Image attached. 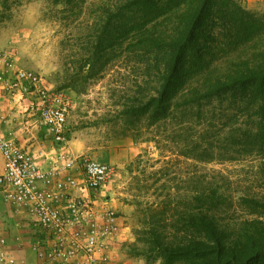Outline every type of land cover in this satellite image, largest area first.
Masks as SVG:
<instances>
[{
  "label": "rangeland",
  "instance_id": "1",
  "mask_svg": "<svg viewBox=\"0 0 264 264\" xmlns=\"http://www.w3.org/2000/svg\"><path fill=\"white\" fill-rule=\"evenodd\" d=\"M120 1L0 0V134L26 146L34 158L51 157L45 168L35 158L42 170L55 165L60 149L110 165L96 201L120 217L116 264H190L164 249L185 246L187 214L206 210L201 199L210 190L227 198L210 211L230 232L246 220H264L263 210L238 200L264 194V144L241 136L256 127L254 119L224 122L216 111L176 107L175 93L165 114L153 115V106L146 105L159 86L153 53L141 46L127 50V41L110 45L101 35L127 23L128 15L114 8ZM211 1L216 10L221 0ZM232 2L264 23V0ZM214 45L211 65L258 56L255 49L249 56L253 45L234 35H219ZM257 46L264 49V31ZM17 69L33 71L44 86L68 97L64 145L51 143L46 125L26 109L30 93L10 88Z\"/></svg>",
  "mask_w": 264,
  "mask_h": 264
},
{
  "label": "trees",
  "instance_id": "2",
  "mask_svg": "<svg viewBox=\"0 0 264 264\" xmlns=\"http://www.w3.org/2000/svg\"><path fill=\"white\" fill-rule=\"evenodd\" d=\"M114 8L116 13L128 15L127 23L121 28L118 25L105 28L101 35L110 45L127 41V50L144 47L159 64L156 69L159 86L156 94L146 101V105L153 106V115H164L166 102L175 93L176 107L195 108L197 113L205 109L216 111L224 122L242 117L254 119L256 127L241 136L249 144H264V49L254 47L264 31L263 22L253 21L232 0H221L216 10L211 0H122ZM214 11L215 22L210 25ZM110 18L108 26L112 25ZM219 35H234L236 40L253 45L247 54L251 56L258 51V56L229 61L225 66L211 65L208 57L213 56ZM197 150L193 146V151ZM226 199L215 190L203 195L201 201L206 210L192 208L187 214L190 238L185 246L164 250L191 260L190 264H264V220H246L230 232L210 211L211 206ZM238 200L242 206L264 211L262 193L243 194ZM196 234L202 238H196Z\"/></svg>",
  "mask_w": 264,
  "mask_h": 264
},
{
  "label": "built area",
  "instance_id": "3",
  "mask_svg": "<svg viewBox=\"0 0 264 264\" xmlns=\"http://www.w3.org/2000/svg\"><path fill=\"white\" fill-rule=\"evenodd\" d=\"M9 86L30 93L26 109L46 125L52 142L67 143L69 99L63 90L47 88L24 69L14 72ZM0 155V197L28 214L35 228L31 248L42 264H116L120 217L96 201L112 172L108 163L60 149L55 165L42 170L29 151L3 134ZM7 244L0 229V264H18Z\"/></svg>",
  "mask_w": 264,
  "mask_h": 264
},
{
  "label": "crops",
  "instance_id": "4",
  "mask_svg": "<svg viewBox=\"0 0 264 264\" xmlns=\"http://www.w3.org/2000/svg\"><path fill=\"white\" fill-rule=\"evenodd\" d=\"M2 128V127H1ZM51 143L55 144L51 141ZM24 149L26 146L19 143ZM56 145V144H55ZM30 152V151H29ZM42 168L47 167L51 157H35ZM3 170V160L0 155V173ZM0 229L7 237L6 251L17 259L18 264H42L31 248L35 228L26 211L12 208L4 203L0 197ZM0 202V203H1ZM19 238L16 240V238Z\"/></svg>",
  "mask_w": 264,
  "mask_h": 264
}]
</instances>
